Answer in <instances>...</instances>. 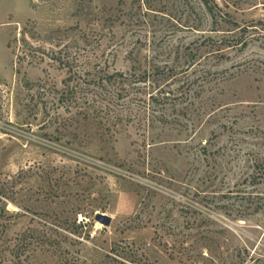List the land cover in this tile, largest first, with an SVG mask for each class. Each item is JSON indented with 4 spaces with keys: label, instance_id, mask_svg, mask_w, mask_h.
Masks as SVG:
<instances>
[{
    "label": "rangeland",
    "instance_id": "rangeland-1",
    "mask_svg": "<svg viewBox=\"0 0 264 264\" xmlns=\"http://www.w3.org/2000/svg\"><path fill=\"white\" fill-rule=\"evenodd\" d=\"M209 2L0 0V222L48 239L24 264H264V0Z\"/></svg>",
    "mask_w": 264,
    "mask_h": 264
},
{
    "label": "trees",
    "instance_id": "trees-1",
    "mask_svg": "<svg viewBox=\"0 0 264 264\" xmlns=\"http://www.w3.org/2000/svg\"><path fill=\"white\" fill-rule=\"evenodd\" d=\"M209 1L211 0H202L207 11L211 13L213 6H211V3ZM145 75L146 74L142 76H136V74H133L132 76H130V78L127 77L123 80V74L115 73L107 77V80L103 81L101 84L102 87L103 83H108L107 85L114 86V89L118 87L115 96L119 98L123 95L122 93H125L130 85L144 82L143 80H145ZM118 78H120V81L117 82L116 80ZM96 96L97 93L95 94V97ZM96 111H98L97 108L93 106V112L96 113ZM3 215L6 216V214ZM0 225L2 226L1 228L4 229L0 232V264H24L29 260L30 254L33 249L41 247V245H44L48 241V239L42 236L41 233L37 234L34 238L32 236L30 238V236H28L26 232H22L19 235H16L14 239L9 240L4 236V231L7 228V224L5 225V223L0 222ZM41 238L44 240H42Z\"/></svg>",
    "mask_w": 264,
    "mask_h": 264
},
{
    "label": "water",
    "instance_id": "water-1",
    "mask_svg": "<svg viewBox=\"0 0 264 264\" xmlns=\"http://www.w3.org/2000/svg\"><path fill=\"white\" fill-rule=\"evenodd\" d=\"M96 219L99 220V222H101L105 226H108L110 224V218L107 217L106 215L97 214V218Z\"/></svg>",
    "mask_w": 264,
    "mask_h": 264
}]
</instances>
